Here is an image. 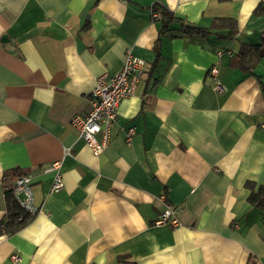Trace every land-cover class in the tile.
<instances>
[{"label": "crops", "instance_id": "0c3cea01", "mask_svg": "<svg viewBox=\"0 0 264 264\" xmlns=\"http://www.w3.org/2000/svg\"><path fill=\"white\" fill-rule=\"evenodd\" d=\"M155 6L172 20L153 19ZM222 19L230 36V24L214 29ZM263 28L264 0H0V222L18 175L39 207L0 228V264H264V215L246 186H264V58L252 72L231 60ZM127 49L145 71L95 155L70 118ZM60 159L52 192L45 168ZM160 193L180 226L153 225Z\"/></svg>", "mask_w": 264, "mask_h": 264}, {"label": "built area", "instance_id": "2783aa9c", "mask_svg": "<svg viewBox=\"0 0 264 264\" xmlns=\"http://www.w3.org/2000/svg\"><path fill=\"white\" fill-rule=\"evenodd\" d=\"M152 18H160L158 12H152ZM221 55L222 52H218ZM145 60L133 54L131 49L125 51L124 60L121 68L113 74H101L94 78V86L90 92L91 108L87 112L76 113L70 118L79 134V137L89 146L92 153L100 154L109 144L111 139L112 125L118 117L119 103L135 93L139 81L145 71ZM212 82V89L216 92L223 90V85L217 78V69L212 66L209 69ZM264 127V124L261 125ZM134 133V128L127 130L126 141L129 143ZM65 154L68 153L66 148ZM62 160L51 162L46 168V172L52 173L50 190L58 191L63 187L61 176ZM10 193L20 208L31 215L39 211L35 204L32 181L30 174L18 175L10 189ZM158 199L162 202V208L153 221V225H166L178 227L181 221L174 207L169 205L164 193H160ZM10 259L17 262L20 259L18 253H12Z\"/></svg>", "mask_w": 264, "mask_h": 264}, {"label": "trees", "instance_id": "16d2710c", "mask_svg": "<svg viewBox=\"0 0 264 264\" xmlns=\"http://www.w3.org/2000/svg\"><path fill=\"white\" fill-rule=\"evenodd\" d=\"M152 8V12H158L160 14V18L164 22L172 20V13L167 9H164L162 6H155ZM226 24H230L231 29L229 28L230 31L227 34V36H230L233 32L232 26L234 25V21L226 22L222 19L214 20L213 22L214 29H223L227 27ZM183 29L185 32L195 31L200 34H204L207 31L206 28L188 25H184ZM262 58H264V28L259 43H241L239 51L236 54L231 55V60L235 65L251 72L258 61ZM246 186L250 190L248 200L264 215V186L261 185L256 190L254 189V184H251L250 182H247ZM32 217L33 215L20 208L12 197V205L8 207L5 218L0 222V228L7 233L15 232L28 223Z\"/></svg>", "mask_w": 264, "mask_h": 264}]
</instances>
